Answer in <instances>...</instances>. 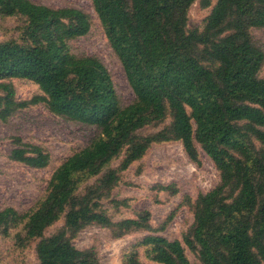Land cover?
Segmentation results:
<instances>
[{
  "label": "trees",
  "instance_id": "obj_1",
  "mask_svg": "<svg viewBox=\"0 0 264 264\" xmlns=\"http://www.w3.org/2000/svg\"><path fill=\"white\" fill-rule=\"evenodd\" d=\"M194 2L92 0L135 94L123 106L102 61L71 51L70 41L90 31L86 11L0 0V18H18L15 33L0 40V121L42 103L98 130L54 169L32 209H0L1 232L15 230L21 247L33 246L38 264H102L94 246L73 243L91 225L114 239L141 235L123 249L122 264H191L187 249L199 264H264V49L252 35L264 28V0H216L202 28H189ZM16 78L33 81L42 94L16 99ZM148 128L155 129L144 133ZM171 141L197 166L203 151L219 175L210 190L185 195L178 205L193 213L181 238L163 234L178 206L158 226L148 209L118 220L109 213L127 205L113 195L123 172L152 145ZM12 143L13 161L49 164L44 146L20 136ZM152 187L179 192L175 182ZM58 221L62 225L46 234Z\"/></svg>",
  "mask_w": 264,
  "mask_h": 264
},
{
  "label": "rangeland",
  "instance_id": "obj_2",
  "mask_svg": "<svg viewBox=\"0 0 264 264\" xmlns=\"http://www.w3.org/2000/svg\"><path fill=\"white\" fill-rule=\"evenodd\" d=\"M51 7H77L86 11L91 19L90 31L70 41L72 53L98 57L111 74L122 105L135 99L122 64L111 48L94 10L92 0H31ZM203 0H195L189 9L188 27L202 28L204 18L209 14L216 0L203 7ZM18 18H0V40L12 36ZM255 40L264 49V28L252 29ZM264 76V65L261 70ZM11 82L18 100L41 95L39 86L31 80L16 78ZM148 128L144 133L153 131ZM98 135L95 126L67 120L50 112L42 103L17 110L6 122L0 121V209L11 206L20 212L32 209L43 197L47 182L54 169L73 152L85 147ZM20 136L24 141L44 146L50 153V162L45 168H31L9 158L14 147L12 138ZM201 164L191 162L178 141L152 145L146 155L134 162L122 174L121 182L114 189L116 199H124L127 205L118 209L109 207L114 220L132 217L137 211L148 209L152 214V224L158 226L173 211L185 195L195 198L199 192H206L219 181L218 171L211 159L200 150ZM175 182L179 188L176 195L157 192L152 186L157 183ZM193 221L191 209L182 204L175 210L172 220L163 234L169 238H181ZM62 225L58 221L46 234ZM141 235L131 234L114 239L108 229L96 225L81 230L73 243L78 248L94 246L102 264H122L123 249ZM191 264H199L196 255L186 250ZM141 258L143 256L141 255ZM1 264H38L33 246L21 247L15 230L4 235L0 230ZM156 264V263H149Z\"/></svg>",
  "mask_w": 264,
  "mask_h": 264
}]
</instances>
